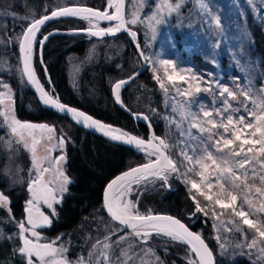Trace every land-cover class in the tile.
I'll use <instances>...</instances> for the list:
<instances>
[{
    "label": "trees",
    "instance_id": "16d2710c",
    "mask_svg": "<svg viewBox=\"0 0 264 264\" xmlns=\"http://www.w3.org/2000/svg\"><path fill=\"white\" fill-rule=\"evenodd\" d=\"M105 2L106 0H0V58H5L4 60L15 67V79L10 78L11 86L15 91V116L21 122L59 126L68 137L66 172L71 184L68 187L69 193L59 209V219L49 231L50 235L75 233L79 231L78 228L81 225L85 227L86 224L90 228L88 233L95 234L91 230L95 223H91V226L89 223L95 219L96 215L106 222L107 227H117L102 211V190L107 181L114 175L148 161L143 155L121 146L109 144L100 137L85 132L66 118L41 108L25 85L20 73L16 36H21L22 30L33 19L45 16L55 9L78 5L103 10ZM131 3L132 0H126L127 18ZM245 14L249 40L244 46L242 62L249 66V76L257 88L264 84V32L262 27L253 20L251 13ZM170 23L173 25L172 22ZM100 27L105 28L107 26ZM129 27L133 29L131 25ZM13 28H16L14 33L8 34ZM86 28H88L87 23L80 20H60L44 28L38 39L53 30L68 31ZM160 32L162 44L160 49L163 55L160 57L173 60L179 69L198 74L207 72L214 77L216 76L212 71L214 69L213 63L216 61L215 57L210 54V47L204 42V37L200 31H198L197 36H192L189 31L178 32L174 28L166 26ZM139 35L142 50L146 54L140 32ZM42 59L51 84L62 103L78 108L106 124L119 127L144 138L147 137L146 127L141 123L134 122L119 110L111 97L112 85L118 80L129 77L140 67L136 51L126 35L102 40H95L82 35H55L43 45ZM219 62L221 65L224 62L226 67H230V64H226L227 62L230 63L228 58ZM33 64L41 84L48 90L49 85L38 58V45L34 50ZM79 64L82 65L81 74L79 84L74 89L69 81V69L70 66ZM235 71L238 70L233 67L231 74L222 73L225 78L230 75L231 80L233 79L232 81L241 86L245 80ZM153 76L152 73L146 71L131 84L122 88L120 91L121 101L131 112L146 115L155 133L168 142L170 129L167 128V112L172 116L173 112L170 110L176 106V103L178 105L179 103L188 104L190 102V105H193L192 110L196 112L200 111L201 104L205 108H209L212 103L203 91L192 94L189 99L180 98V96L176 99V95L171 93L172 91H168L166 94ZM168 86L174 90L175 87H179V84ZM239 86L235 88V91L239 92ZM192 98L193 100H191ZM195 102H198L199 108H195ZM217 105L221 107L220 103ZM175 112L176 116H180L178 111ZM239 114H243L242 108L241 113H237V115ZM181 126L185 131L188 129L185 122ZM5 131L0 124V192L7 195L10 202L9 212L3 208L0 209V264H27L26 257L18 251L21 242L14 227V221L22 217L23 195L11 190L10 184L12 183H9V178L4 173V165L7 161L5 149L7 135ZM192 131L194 134L196 133L195 129ZM182 142L184 147L180 146V149L188 148L189 150L199 143L189 136L184 138ZM176 151L175 155H179L178 150ZM172 153L171 150H168V154L174 160ZM184 171L185 168L177 173L178 177H168L167 182L153 178L136 186L132 199L137 202L139 212L141 214H148L149 212L151 214H168L184 222L206 241L214 254L216 264H262L241 256L221 257L219 255L216 242L208 237V220L196 211V204L192 196H196L201 206L209 202L189 187L185 177L183 178L184 182L181 180ZM195 179L199 181L198 176ZM210 209V205L205 208L208 215L212 214ZM149 244L154 247L153 249L165 264H188L191 255L182 244L162 237L151 238L148 241Z\"/></svg>",
    "mask_w": 264,
    "mask_h": 264
},
{
    "label": "snow or ice",
    "instance_id": "6c2138e0",
    "mask_svg": "<svg viewBox=\"0 0 264 264\" xmlns=\"http://www.w3.org/2000/svg\"><path fill=\"white\" fill-rule=\"evenodd\" d=\"M107 4L108 8L104 11L81 6L55 9L50 15L33 19L18 37L23 59V73L26 74L28 81L36 85L45 105H50L61 112L70 113L77 123H81L85 127L95 128L113 141L135 146L138 150L145 151L149 156L155 157L149 163L122 173L107 185L104 192L103 207L110 219L116 222L117 228L115 230L110 229V234L106 235L103 241L98 240L93 245L94 253L97 246H100L97 264H102L101 257L104 264H112L110 253L114 246L120 250V256L117 257L118 264H128L134 258L133 255H130L134 248L130 238H137L146 244L153 237H164L175 243L190 246L189 252L192 254V258L189 259L188 264H215L213 253L200 234L190 231L188 226L175 217L154 215L150 212L141 214L137 202L129 198L133 191L132 186L134 184L139 185L142 179L147 178L145 173L165 182H167L169 173H180V166L168 154L170 146L165 139L153 134L151 139L146 140L131 135L122 129L103 124L83 111L67 107L58 98H54L44 91L35 77L31 67L33 44L43 45L49 38V36H43L42 39H38L37 34L41 32V27L47 21L54 18L81 17L88 20L89 24H92L93 20L97 22L115 21L113 26L102 28L97 24L96 31H93L91 27L86 31L97 37L115 36L117 33L125 31L133 40L136 39L137 33L131 31L129 25H136L144 21L135 10V6L133 12L128 14L130 18H127L125 0H107ZM200 6L201 8L207 7L204 0H200ZM180 7L181 2L174 3L173 0H161L156 12L147 17L149 30L155 32V25L161 23V14L164 11L171 14L179 10ZM110 9H114V11H110ZM217 24H219V20H217ZM136 47L140 57L146 61L150 60V57L140 49L138 43ZM159 63L165 66L172 65L171 73L165 67V75L173 86H175L176 81L187 85L183 90L180 87H175V92L178 95L191 98L193 91L196 93L212 91V82H207L209 86L202 88L201 82L192 83L193 80H196L195 76L186 78L180 71H177L171 61L161 60ZM135 75L134 73L128 80H120L114 84L113 91L118 103H121L120 89L128 81L133 80ZM154 78L167 94L169 90L165 87L161 77L154 74ZM2 87L7 91L0 92V106H3V110H0V117H2L0 124L9 130L8 134L15 138L16 144L22 145L25 150L30 152L32 164L30 174L35 173V178L27 184V191L31 198L26 202V218L17 221L18 238L22 241L18 251L26 257L27 264H73L67 259L65 255L67 249L63 245H57L55 241L39 242L40 233L36 231L39 227L51 225L50 215L56 214L53 203H59L56 197L57 189L54 186L57 180H60L59 191L61 193L67 191L66 185L71 181L60 168L61 162L65 159L63 155L49 161L48 153L51 152L49 147H45L46 155L43 157L38 154L37 145L42 143L43 138L37 140L34 131L36 129L46 130L49 134L47 141L50 143L55 139L56 146L61 148L66 143V137L53 135L55 133L53 126L21 122L17 119L11 110L10 103L5 104V99L11 102V89L6 83ZM216 87L219 89L218 95L222 98L221 107L213 106L211 109H206L201 104L200 111L196 112L192 110L189 102L188 104L179 103L173 108L174 111L180 113L181 121H187L189 125L188 129L182 131L181 134L199 142L197 146L190 149L191 154L189 151L181 152L183 156L181 165L185 168L182 174L186 182H190L191 189H194L200 197L209 202L201 206L196 196H192L197 212H205V208L210 205L213 209L212 215L218 219L219 215L223 213H216V207L221 210H230L233 217H238L249 229L255 230L261 241L264 242V217L250 218L253 212L264 214V90H261L260 95L253 96L250 95V90L242 89L237 92L218 83ZM239 97H243V99H239ZM233 102L239 106H234ZM241 108H243V114L237 115V113H241ZM132 114L138 119H148L147 116H141L139 113ZM193 129L196 130L195 134ZM12 143L13 141L9 140L8 147H11ZM46 162L49 163V166H45ZM46 173H53V178L46 180ZM196 176L199 177V181L195 179ZM41 204L52 209L50 215H45L40 208ZM8 205L9 197L0 192V209L8 207ZM245 206H247V210H245ZM207 214L205 212V215ZM234 223L232 220L225 222L226 225ZM227 230L240 231L241 229L237 226ZM29 234L35 239L29 238ZM113 236H116L114 241L112 240ZM217 239L219 240V237ZM125 243H127V247H122ZM256 245L257 240L253 238L251 243L246 246L251 249L255 248ZM221 247L224 245L221 244ZM143 251L144 255L140 257L141 264H162L158 256L155 257V261L144 259V256H155L153 249L148 248ZM259 252L261 259H264V247H261ZM92 254H89L87 262L81 257L77 258L75 264H91Z\"/></svg>",
    "mask_w": 264,
    "mask_h": 264
},
{
    "label": "rangeland",
    "instance_id": "374dc122",
    "mask_svg": "<svg viewBox=\"0 0 264 264\" xmlns=\"http://www.w3.org/2000/svg\"><path fill=\"white\" fill-rule=\"evenodd\" d=\"M63 1H76V0H63ZM173 2H181V7L179 10L172 12L169 14L167 11H164L161 14V23L155 25V32L149 30L147 24V17L151 16L154 12L157 10V6L161 3V0H132V3L130 4V13L133 12L134 6L135 10L138 12V14L141 16L143 23H138L136 25H131L133 29H130L137 33V38L141 44V38H139V32L142 35L143 39V45L146 52V55L150 57V60H147V71L152 73L153 75H159L161 77L162 82L165 84V87L168 88V90L176 95V99L178 95L174 90H171V88L168 86L172 84L169 82L165 75V67H167V70L169 73L172 71V65H162L159 62L161 60H169L174 64L173 60L160 57L162 55V51L160 49L161 47V36L160 31L161 29H165L166 26H170L171 28H174L176 31H189L192 36H197L198 31H200L201 35L204 37V42L210 47V54L215 57V60L213 65L214 69L212 70L213 73L216 74L214 77L210 73L202 72V73H194L189 70L179 69L176 66L177 71H180L182 75H184L186 78L195 76L196 80H193L192 83L195 84L197 82H201V87H208L207 82H212L211 92H204L207 94L206 96L208 99L211 100L212 105L209 108H212L213 106L218 107V103L221 101V97L218 95L219 89L216 87V84L218 83L221 86H226L230 90L235 91V88H238L239 84L235 81L231 80V76L229 75L228 78H225L222 72H226L227 74H231L232 68L235 67L237 69V72L240 76H242L245 80V83H241V86H239V91L244 90H250V95L257 96L261 94V90H264V84L260 87H255L253 79L249 76V66L245 65L242 62L243 56H244V46L246 44V41L249 40V34L247 32L246 27V14L247 12L252 14L253 20L262 27V30L264 32V0H204V3L207 5L206 8H201L200 6V0H173ZM108 6L107 0L105 2L104 8ZM128 13V14H130ZM147 14V15H145ZM130 18V15H128ZM217 20H219V24H217ZM83 21V20H80ZM87 23V27L90 28L92 26L96 27V24L92 23L89 24L88 21H83ZM173 25H171V23ZM106 28V27H105ZM16 28H13L9 33H14V30ZM25 29V28H24ZM23 29V30H24ZM97 29V27H96ZM22 30V32H23ZM160 32V33H159ZM22 34V33H21ZM19 35L16 36V39L18 40L19 45ZM8 40L10 42L11 38L8 37ZM153 51V52H152ZM163 56V55H162ZM230 60V63L227 62L226 64H230V67H226L225 63L220 64V60L224 61L226 58ZM5 58H0V92H6L7 90L2 87L3 84H8L11 89V102H9L7 99H5V104H9L11 106L12 112L15 114V108H14V97H15V91L11 86L10 78L15 79V67H13L7 60H4ZM90 60V59H89ZM88 60V61H89ZM19 62V61H18ZM175 65V64H174ZM81 64L79 65H72L69 69V81L71 86L76 89L79 84V78L81 74ZM224 66V67H223ZM20 70V66H19ZM21 73V71H20ZM210 76V77H208ZM154 77V76H153ZM212 78V79H211ZM24 81V80H23ZM176 84H179V87L183 90L187 87L186 84L180 81H176ZM175 84V85H176ZM158 85L160 86V83L158 82ZM196 93L193 91L192 94ZM183 96H180V98ZM186 98V97H185ZM189 99V98H187ZM239 99H243V97H239ZM193 100V98L191 99ZM176 103V102H175ZM236 104V102H233V105ZM177 105V103H176ZM198 102H195V108L198 107ZM203 105V104H202ZM193 108V105H190ZM239 106V105H235ZM206 108V109H209ZM243 109V108H242ZM0 110H3V106H0ZM173 112L172 116L169 112L168 118L163 115V117L167 120V128L170 129V138L167 139V143L169 144L170 148L174 156V161L177 162L178 166H180V171L184 169V167L181 165V162L183 161V156L181 155L182 151H189V154H191L190 150L188 148L180 149V146L182 145V140L184 138H187V135H182L183 130L181 124L185 122L186 127H189L187 121H181V116H176L174 113H176L173 108L170 110ZM175 115V116H173ZM0 120H2V117H0ZM29 123V122H28ZM36 124V123H33ZM44 124V123H43ZM2 125V124H1ZM49 126H53L55 128V133L53 135L59 137L64 136L66 137V143L68 141V137L65 134L64 131L61 130L59 126H54L51 124H47ZM179 125V126H178ZM2 127L6 130L7 138L5 140V149L7 151V161L4 165V173L9 178V183L11 185V190H15L16 192L23 195V211H22V217L21 219L17 221H22L26 218V212L25 208L27 207V200L31 198L30 193L27 191V184L28 182L35 178V173L30 174V169L32 167L31 159H30V152L28 150H25L22 145L15 143V138L11 137L8 133L9 130L5 128L3 125ZM49 134L46 130H40L36 129L34 131V136L37 140H42L41 144L37 145L38 154L43 157L46 155L45 153V147L51 148V152L48 153L49 161L54 159L57 156L63 155L65 157L64 161L61 162L60 168L62 171L66 172V143L63 146V148L56 146V140H52L50 143L47 141V136ZM162 138V137H161ZM12 140L13 143L11 147H8V141ZM184 147V146H183ZM179 155H175L177 153ZM146 157V161L152 160L154 157H151L149 155H143ZM45 166H49V163L46 162ZM215 175V173H214ZM68 176V175H67ZM178 177L177 173H169L168 177ZM53 178V173H46L45 179L51 180ZM69 178V177H68ZM181 180L183 181L184 175H181ZM70 179V178H69ZM150 180V179H149ZM149 180L143 181L142 183H145ZM71 181V180H70ZM184 182V181H183ZM189 187L191 188L190 182H188ZM71 183L66 185L67 191L61 193L59 191L60 186V180L58 179L56 184L54 185L57 189L56 191V197L59 203H53V207L55 209V215L52 216L50 213L52 212V209L47 208L46 205L41 204L40 208L42 211H44L45 215H50V219L52 221L51 225L39 227L36 229L40 233V241L41 243L46 242H52L55 241L57 245H63L64 248L67 249L65 255L68 260L72 261L73 264H75V261L77 258H83L86 262L89 260V254L93 253L91 256V264H97V258L99 255V249L100 246H97V250L94 253L93 252V245L97 243V241H103L106 235L110 234V229L115 230L117 227H107L106 222L102 220V218H99L97 215L94 217L95 219L92 220V222L89 223L91 226V223H95L94 226L91 227V230L95 232V234L88 233L90 228H88L87 224L86 226H80L77 232H71L69 234L66 233H59L55 235H50V229L52 228L53 224L58 221L59 219V209L64 203V200L66 196L68 195V187ZM139 184V185H140ZM138 185H133V191L130 195V199H132L133 194L135 192V187ZM195 191L194 189H192ZM133 200V199H132ZM10 205V202H9ZM9 205L8 207L3 208L7 212H9ZM245 210H247V206H245ZM210 213H212L213 209L209 210ZM216 213L222 215H219V218H215L212 214L205 215V212H200L202 216L207 218L208 220V227H209V234L208 237L212 240H214L218 246L219 255L221 257H227L228 255L232 257H245L250 261H257L262 264H264V259H261V253L259 252V249L261 247H264V242L261 241V238L258 236V234L253 229H249L247 225H244L242 221L240 222L238 217H233L230 210H221L219 207L215 208ZM264 217V214L262 213H255L253 212L252 215H250L251 219H258ZM232 220L235 223L234 224H225L226 221ZM14 221V220H12ZM17 221H14V227H15V233L17 237H19V229L17 226ZM239 227L240 231H228V228H235ZM77 229V230H78ZM92 232V231H91ZM93 232V233H94ZM254 232V233H252ZM98 233V234H97ZM123 234V233H119ZM96 236V237H95ZM245 236H247V239H245ZM219 237V240L217 239ZM29 238L35 239L30 236ZM59 238V239H58ZM73 238V239H72ZM164 238V237H162ZM255 238L257 240V245L255 248H248L246 245L251 243V240ZM19 239V238H18ZM116 239V236L112 237V240L114 241ZM134 248L133 251L130 253V255H133V259L128 262V264H141L140 257L144 255L145 249L154 247L152 245H148V243H142L137 238H130ZM166 239V238H164ZM20 241V240H19ZM74 241L75 243H73ZM21 242V241H20ZM78 242V243H77ZM221 244L224 245V247H221ZM185 246V245H183ZM122 247H127V243L123 244ZM186 247V246H185ZM188 250V253L191 255L189 259L192 258V254L189 252V248L186 247ZM154 250V249H153ZM155 256H144V259L146 261H155V257L158 256L156 251ZM112 258V264H118L117 257L120 256V250L117 247H113L112 252L110 253ZM159 257V256H158ZM160 258V257H159ZM102 264L104 262L102 261V257L100 258ZM188 259V260H189ZM160 261H162L160 259ZM162 264H165L164 261H162Z\"/></svg>",
    "mask_w": 264,
    "mask_h": 264
},
{
    "label": "water",
    "instance_id": "95a60500",
    "mask_svg": "<svg viewBox=\"0 0 264 264\" xmlns=\"http://www.w3.org/2000/svg\"><path fill=\"white\" fill-rule=\"evenodd\" d=\"M125 4H126V0H125ZM73 6H78V5H71V6H66V7H73ZM81 7H87V6H81ZM89 8H91V7H89ZM108 8V6H106L103 10H100V11H104L105 9H107ZM93 9H95V8H93ZM99 10V9H98ZM110 11H114V9H110ZM125 12H126V7H125ZM51 13H49V14H47V15H50ZM43 17V16H42ZM41 18V17H40ZM68 19H73V20H83V21H88V20H85V19H82L81 17H73V16H68V17H57V18H54V19H52V20H49V21H47L46 22V24L45 25H43L42 27H41V32L44 30V28H46L47 26H49L50 24H52V23H54V22H57V21H60V20H68ZM89 22V21H88ZM92 23H94V24H98V26L100 27V26H107V27H109V26H113L116 22L115 21H112V22H109V21H99V22H97V21H95V20H93L92 21ZM28 27V26H27ZM26 27V28H27ZM26 28L23 30V32L26 30ZM92 28V30L93 31H96L97 29H96V27L95 26H92L91 27ZM88 28H86V29H82V30H68V31H59V30H53V31H51V32H49V33H47V34H45V35H43V36H49V38H51L52 36H55V35H82V36H86V37H89V38H92V39H95V40H102V39H108V38H113V37H116V36H118V35H126V37L128 38V40H129V42L131 43V45H132V47L134 48V50L136 51V54H137V56H138V58H139V61H140V67H139V69H137L134 73L136 74L135 75V78L133 79V80H130V81H128V83H126L125 85H123L122 86V88H124V87H126V86H128L129 84H131L134 80H136L137 78H139L143 73H145L146 71H147V67H148V65H147V62H146V60H144L142 57H140L139 56V54H138V49H137V47H136V44L138 43L139 45H140V49L142 50V47H141V44H140V42H139V40H138V38H137V36H136V39L135 40H133L132 39V37L127 33V32H125V31H122V32H120V33H117L115 36H113V35H103V36H99V37H97V36H93V35H91L88 31H86ZM132 31V30H131ZM22 32V33H23ZM41 32L40 33H38L37 34V38H38V36L41 34ZM49 34H51V35H49ZM42 36V37H43ZM42 37H41V39H42ZM48 38V39H49ZM47 39V40H48ZM46 40V41H47ZM45 41V42H46ZM20 42V41H19ZM45 42L43 43V45L45 44ZM36 45L37 44H33V53H32V61H31V67H32V69H33V72H34V74H35V77H36V79L39 81V83H40V85L43 87V89H44V91H46V92H48L49 93V95H52L54 98H58L59 99V97L57 96V94H56V92H55V90H54V88H53V86H52V84H51V81H50V78H49V75L47 74V71H46V68H45V66H44V64H43V59H42V48H43V45H38V58H39V62H40V64L42 65V67H43V70H44V74H45V77H46V80H47V83H48V85H49V89L47 90L42 84H41V82H40V80H39V78H38V76H37V74H36V72H35V69H34V64H33V60H34V50H35V47H36ZM17 54H18V61H19V66H20V71H21V75H22V78H23V80H24V83H25V85L27 86V88L29 89V91L32 93V95L34 96V98H35V100L37 101V103L39 104V106L41 107V108H43V109H45V110H47V111H50V112H52V113H54V114H57V115H59V116H61V117H64V118H66L67 120H69L72 124H74V125H76L77 127H79V128H81L82 130H84L85 132H88V133H90V134H92V135H94V136H97V137H100L102 140H104L105 142H107V143H109V144H112V145H116V146H121V147H124V148H127V149H130V150H132L133 152H135V153H137V154H140V155H148V153H146L145 151H141V150H138L135 146H131V145H128V144H126V143H123V142H120V141H113V140H111L109 137H107V136H105L101 131H99V130H97V129H95V128H90V127H85V126H83L81 123H77L76 121H75V119L73 118V116L70 114V113H65V112H61V111H59L58 109H55L54 107H52V106H50V105H45L44 103H43V100L41 99V93L37 90V87H36V85L35 84H33V83H31L30 81H28V79H27V76H26V74H24L23 73V59H22V53L20 52V48H19V45H18V48H17ZM133 73V74H134ZM133 74H131L130 76H133ZM129 76V77H130ZM129 77H127V78H125V79H121V80H128V78ZM118 81H120V80H118ZM118 81H116V82H118ZM115 82V83H116ZM114 83V84H115ZM114 84L112 85V87H111V97H112V100H113V102H114V104L116 105V107L119 109V110H121L124 114H126L131 120H133L134 122H136V123H141V124H143L145 127H146V129H147V137L146 138H144L143 136H138V135H136V134H132V133H130L131 135H136L137 137H140V138H144V139H151L152 138V136H153V134L155 135V136H157V137H160V136H158L156 133H155V131H154V129H153V127H152V125H151V123H150V121H149V119H147V120H144L143 118H136L132 113L133 112H131V111H129V109H127L124 105H123V103H122V101H121V103H118L117 101H116V99H115V92L113 91V88H114ZM121 88V89H122ZM121 89H120V91H121ZM59 101H60V99H59ZM61 102V101H60ZM62 103V102H61ZM64 104V103H63ZM64 105H66V104H64ZM67 107H71V108H75V107H72V106H69V105H66ZM75 109H77L78 111H82V110H80V109H78V108H75ZM84 112V111H83ZM85 113V112H84ZM85 114H87V113H85ZM139 114H141V113H139ZM87 115H89V114H87ZM141 116H146V115H144V114H141ZM93 119H96V118H94L93 117ZM96 120H98V119H96ZM101 123H103V124H106V123H104V122H102L101 120H99ZM107 125H110V124H107ZM112 126V125H111ZM114 128H119V127H115V126H113ZM119 129H121V128H119ZM123 130V129H122ZM125 131V130H124ZM127 132V131H126ZM129 133V132H128ZM153 159H155V157L153 158ZM150 161H148V162H146V163H149ZM146 163H143V164H140V165H138V166H135V167H132V168H136V167H140V166H142V165H144V164H146ZM132 168H130V169H132ZM130 169H127V170H125V171H122V172H120V173H118V174H116V175H114L112 178H110L108 181H107V183L105 184V186H104V188H103V190H102V193H101V208H102V211H103V213L105 214V216L113 223V224H115L116 226H117V224H116V222H114V221H112L111 219H110V217H109V215H108V213H107V211L104 209V207H103V199H104V192H105V190L107 189V185L113 180V179H115L117 176H120V175H122V173H124V172H126V171H128V170H130ZM147 178L146 179H142L141 180V182H143V181H146V180H149V179H159V178H157V177H155V176H151V175H149V174H147V173H145L144 174ZM154 214V213H153ZM154 215H166V216H171V215H168V214H161V213H158V214H154ZM173 217V216H172ZM176 218V217H175ZM178 219V218H177ZM181 221V220H180ZM182 222V221H181ZM182 223H184V222H182ZM185 224V223H184ZM186 225V224H185ZM187 226V225H186ZM189 228V227H188ZM189 230L190 231H192V232H194V233H197L196 231H193L192 229H190L189 228ZM198 234V233H197ZM205 241V240H204ZM205 243H206V241H205ZM21 244H22V241H21ZM207 244V243H206ZM182 245H185V244H182ZM208 245V244H207ZM186 247H190V246H188V245H185ZM209 247V246H208ZM209 249H210V247H209ZM211 250V249H210ZM213 253V252H212ZM213 258H214V261H215V257H214V254H213ZM215 264H216V261H215Z\"/></svg>",
    "mask_w": 264,
    "mask_h": 264
}]
</instances>
